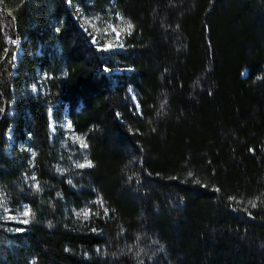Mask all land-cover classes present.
<instances>
[{
    "label": "trees",
    "instance_id": "obj_1",
    "mask_svg": "<svg viewBox=\"0 0 264 264\" xmlns=\"http://www.w3.org/2000/svg\"><path fill=\"white\" fill-rule=\"evenodd\" d=\"M112 1L97 51L85 0H0V264H264V0Z\"/></svg>",
    "mask_w": 264,
    "mask_h": 264
},
{
    "label": "rangeland",
    "instance_id": "obj_2",
    "mask_svg": "<svg viewBox=\"0 0 264 264\" xmlns=\"http://www.w3.org/2000/svg\"><path fill=\"white\" fill-rule=\"evenodd\" d=\"M70 1V0H68ZM86 6L76 7V13L73 14V19L82 33L86 41L97 51H114L123 48V36L126 31L122 29L125 27V19L117 11L112 0L103 1L102 4L97 3L98 0H85ZM121 17L123 20H121ZM98 18V19H97ZM86 21H91V23H86ZM111 25V28L109 27ZM112 28L116 31L113 32ZM95 41V43L93 42ZM112 44L113 47L108 48V45ZM19 56V50L16 51L15 59ZM119 68H115L112 71H119ZM35 90L37 87H34ZM129 94L135 99L133 91L130 89ZM71 124V128L68 125ZM57 123L53 120L51 122L52 132H56ZM61 127L64 130V137L70 139L73 144L67 147V155L71 159V163H84L86 155V148L80 146V143L74 139L75 136L82 137L85 142L86 138L83 134L77 132L70 121V117L67 113L62 114ZM7 140L9 145L14 141L12 132L7 133ZM19 146L23 147V144L19 142ZM10 147V146H9ZM57 169H63V172L67 173L66 164L61 162L57 165ZM23 209L25 211L26 207L29 205L24 204ZM82 210H78L81 212ZM16 221L21 222L24 220L23 216H19Z\"/></svg>",
    "mask_w": 264,
    "mask_h": 264
},
{
    "label": "snow or ice",
    "instance_id": "obj_3",
    "mask_svg": "<svg viewBox=\"0 0 264 264\" xmlns=\"http://www.w3.org/2000/svg\"><path fill=\"white\" fill-rule=\"evenodd\" d=\"M121 20H123L122 17H121ZM86 23H91V21H86ZM124 23H125V27L122 30L130 32L132 27H133V25L131 24V22H128V21H125ZM109 27L111 28V25ZM57 31H59V29H57ZM112 31L115 32L116 29L112 28ZM93 42L95 43V41H93ZM10 43L14 44V45H18L19 44V40L18 39L10 40ZM111 47H113V45L109 44L108 48H111ZM13 59H15L14 56H13ZM33 90L35 91V88ZM68 127L71 128V124H69ZM74 139L80 143L81 147H83V148H87L88 147L87 143L85 142V140L82 137L75 136ZM250 151H254V149H250ZM32 155H33V159H34L36 154L33 153ZM92 166H93L92 161L88 160L87 157H85V162L84 163H77L76 164L77 168H91ZM57 170L60 171V172L64 171L63 169H57ZM190 175H191V173H190ZM32 179L35 181V179H36L35 176H33ZM69 183H71V181H69ZM34 186H35L36 190L39 191V189H40L39 183L36 182ZM233 199H235V198H233ZM96 203H98L101 206H103V201L102 200H98V201H96ZM249 204H251L252 207H256V203L254 201H249ZM0 207H4L2 195H0ZM5 211H7V209H5ZM107 211L108 210L105 208L104 209L105 214H107ZM245 211H247V209H245ZM21 215L24 216V217L30 216L31 215V209L26 207L25 211L22 212ZM89 215H90V210H88V209L82 210L81 212L77 213V216H83L84 218H87ZM12 219H15V218L12 217ZM21 223L27 224L28 220L24 219V220L21 221ZM17 231H19V229H17Z\"/></svg>",
    "mask_w": 264,
    "mask_h": 264
}]
</instances>
